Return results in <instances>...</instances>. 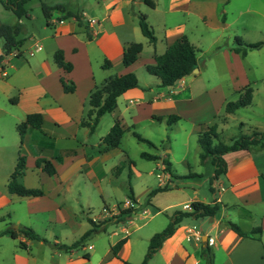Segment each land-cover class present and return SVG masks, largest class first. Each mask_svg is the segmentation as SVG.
Here are the masks:
<instances>
[{"label": "crops", "instance_id": "obj_1", "mask_svg": "<svg viewBox=\"0 0 264 264\" xmlns=\"http://www.w3.org/2000/svg\"><path fill=\"white\" fill-rule=\"evenodd\" d=\"M154 1L155 7L145 0H83L80 9L70 8L67 2H45L51 6L61 4L65 10H53L51 18L46 19L41 36L36 37L30 31V43L26 44L24 38L19 36L24 40L22 46L0 60V101L7 103V106L0 104V118L1 112L5 113L4 118L0 119V212L14 203H26L29 214L41 215L46 222L47 234L39 232L41 237L51 242V245H70L91 228L90 222H85V216L88 220L92 218L99 222L97 219L117 215L121 209H134L124 220L113 224L116 229L109 236H102L107 233L108 226L91 236L88 240L92 239V243L86 246L87 240L79 247L85 250L83 255L77 254L79 248L72 252L53 248V251L41 254L43 261L34 250L43 249L46 241L36 242L20 235L14 240L24 241L26 248L20 246L21 250L15 251L14 263L12 253L11 262L6 264H140L145 258L151 237L163 228L158 227L160 223L156 222V218L166 214V220L161 225L166 226L173 215L168 214V210L182 204L184 211H191L186 205L194 201L219 202L221 211L213 218H184L175 233L163 242L147 264H207L203 255L207 247L211 249L215 264H264V144L224 155L227 172L213 182L210 179L213 196L210 201L201 199L195 189L193 196L180 201L184 195L178 194L180 187L166 172L170 189L156 193L150 200L147 197L143 202L140 201L133 190L134 199L129 196L122 205L113 207L105 203L98 216L92 214L90 201L83 202L91 197H82L81 193L85 189H98L103 193L108 175L114 169L113 157L119 147L105 152L100 149L103 147L102 138L108 134L117 118L126 124L125 114L133 112L136 117L141 107L152 105L153 109L168 117L180 116L173 123L177 124L184 118L179 114L180 105L190 103L195 98L193 87L196 73L201 71L200 63L198 72L184 77L173 86H161L158 80L155 83L157 88L151 86L154 80L142 77L145 79L142 81L138 70L154 64L155 55L163 54L176 37L185 34L191 41L187 31L190 19L207 28L220 29L215 41L222 37L228 27L227 18L222 20L219 6L221 2L230 3L229 0ZM157 11H161V17L154 15ZM67 12H80L85 24L79 25L75 17H67ZM140 14H145L153 27L155 43L143 35L139 24ZM23 19L16 17L13 24L20 22L23 25ZM133 42L143 43V51L134 64L126 67L122 63L123 52ZM38 46L40 50H36ZM57 50H63L65 60L72 63L70 72L55 63L54 54ZM2 54L3 45L0 43V56ZM106 59L112 62L109 68L103 67ZM129 72L136 73L140 86L118 97L117 108L106 113L110 115L107 133L93 139L89 127L81 125L90 109L91 91L106 78ZM61 77L75 83L74 92L63 90ZM161 87H167V90ZM13 98H17V101H13ZM31 113H41L44 124L41 129L30 128L21 145L17 124ZM201 123L195 125L197 133L201 130ZM20 151L27 159L22 183L30 188L42 189L43 196L19 197L8 191L7 184ZM170 151L167 149V153ZM167 156H161L163 170ZM38 158L52 160L57 174L50 176L38 168ZM204 161L211 162V158ZM118 167L119 173L122 166ZM195 174L197 176L194 178L201 177ZM213 175L214 166L211 178ZM80 176L89 178L92 186H75L76 177ZM166 184L164 182L159 186ZM152 190L147 188L146 194L149 195ZM71 199L73 201L70 202ZM128 200L131 205L126 203ZM9 217L10 221L0 217V244L8 238L13 241L10 234H3L7 228L27 226L20 219L13 221L14 217ZM257 218L262 228L261 239L241 237L226 223L231 220L248 232L258 227ZM27 227L34 229L33 225ZM209 237L214 238V243L208 242ZM122 239L125 242L118 256H115L113 246Z\"/></svg>", "mask_w": 264, "mask_h": 264}, {"label": "rangeland", "instance_id": "obj_2", "mask_svg": "<svg viewBox=\"0 0 264 264\" xmlns=\"http://www.w3.org/2000/svg\"><path fill=\"white\" fill-rule=\"evenodd\" d=\"M229 1L230 3L226 4L221 2L219 6V13L221 17L225 15L227 18L228 27L218 41H215V38L219 35L220 29L207 28L202 23L194 22L193 19L188 22L187 31L191 41L197 47L201 71L196 73L197 79L194 81L195 98L190 103L180 105L179 114L184 118L177 124L170 125L167 121L168 115L153 109L152 105L141 107L136 117L133 112L125 114L129 129L120 142L118 153L113 157L114 169L108 175V183L104 184L103 193H100L98 189L91 188L85 189L81 193L82 197L91 196L83 202L90 201L92 214L100 215L105 203L112 207L117 204L122 205L130 196V188L134 190L135 197L140 198V201L143 202L148 197L147 188H157L164 182L169 184L167 173L163 170L162 155H168L166 159L172 163V172L175 174L172 181L180 187L178 194L184 195L180 201L193 196L194 189L201 199L206 198L210 201L213 199L210 190L213 166L210 161H202L200 158L199 132H196L195 125L199 122L210 126L217 125L219 140L216 143L223 142L225 144H231L241 135H249L254 131L264 132V44L258 49L249 50L246 56L232 50L234 47H241L235 40L236 36L245 43L264 42V0ZM45 2H67V5L72 9H80L83 5V0H31L28 8L32 17L23 19V32L20 34L26 44L30 43L32 35L30 31H33L36 37L43 34L46 18L42 4ZM86 5L88 6V2ZM154 15L161 17L162 14L161 11H157ZM15 18V14L0 3V22L13 24ZM0 43L3 45L1 37ZM26 56L28 57V55ZM138 72L142 81L145 79L154 80L155 82L151 86L157 88L155 83L160 80L158 77L148 73L144 67H141ZM248 85L253 88L252 103L237 109L232 114H227L226 104L237 101L242 90ZM161 88L167 90V87ZM0 104L7 106L6 102L0 101ZM4 116L5 113L2 111L0 119ZM109 116L106 114L96 131L90 133L93 139L107 133ZM242 123H244L243 126ZM134 132L147 141L139 140ZM167 149H171V151L167 153ZM144 152L157 155L160 158L157 160L145 159L142 157ZM118 166H122L119 173ZM192 173H198L201 177H183ZM86 185L92 186L89 178L76 177L75 186L85 187ZM71 201L73 200L71 199ZM178 210L184 211L182 204L168 210V214H173ZM8 214L14 217L13 221L20 219L27 226L33 225L34 229L38 230L37 233L47 234V225L44 219L41 218V215L29 214L26 203H14L13 206L2 209L0 217L10 221ZM80 214L83 215V213ZM166 216V214H162L156 218V222L160 223L158 227H163L159 232L168 225L161 226L166 220ZM107 217L97 220L102 223ZM85 222L89 224L86 216ZM142 222L138 221V223ZM256 223L257 226H261L259 218ZM114 229L116 227L113 224L109 225L107 233L102 234L103 238L109 236ZM5 240L0 244V264L11 262L12 253L14 263L15 251L21 250L19 241L14 239L12 241L9 238ZM92 242L93 240L90 239L85 245L88 246ZM48 250L53 251L51 242H46L43 249L35 248L34 252L39 254L38 257L44 261L41 254H46ZM84 252L83 247L77 250L79 255H83Z\"/></svg>", "mask_w": 264, "mask_h": 264}, {"label": "trees", "instance_id": "obj_3", "mask_svg": "<svg viewBox=\"0 0 264 264\" xmlns=\"http://www.w3.org/2000/svg\"><path fill=\"white\" fill-rule=\"evenodd\" d=\"M31 0H0V3L7 9L11 10L18 19L21 18H31V13L28 8V4ZM147 4L155 7L154 0H145ZM42 9L44 16L47 20L51 18L52 12L55 9L64 11L65 7L61 4L48 5L46 3L42 4ZM75 17L79 25H84V20L80 12H67V17ZM222 20L225 21L226 17L223 15ZM139 24L141 31L145 37L151 43L156 42V36L153 27L150 25L148 18L145 14L139 15ZM23 32V25L20 22L15 24H5L0 22V37L3 39V54L0 56V60L9 55L14 50H18L22 44L23 39L19 38L20 34ZM236 42L241 47H234L237 53H242L246 56L249 50L260 48L264 42L257 43H245L241 38L235 37ZM143 43L133 42L129 44L122 56V63L124 66L129 67L134 64L140 57L143 51ZM197 47L191 43L187 35H180L176 37L168 46L167 50L160 55H155V63L148 64L146 70L151 75H154L160 79L161 86H173L179 80L184 77L191 75L194 69L199 67V58L197 55ZM55 63L63 68L66 72H70L73 69L71 62L65 60L63 50H57L54 54ZM112 66V62L108 59L105 60L103 67L109 68ZM61 83L63 90L67 93H72L75 91L76 86L73 81L67 80L65 77H61ZM140 86L138 76L134 72H129L124 75H114L106 78L100 85H96L91 91L89 96L90 109L88 111L87 118L81 121L82 126H87L90 132H94L96 126L98 125L101 117L106 113L112 112L117 108V99L120 95L130 89H134ZM253 99V88L248 85L244 90H242L240 98L237 101L228 102L226 104V113L232 114L237 109L248 106L252 103ZM13 101H17V98H13ZM180 119L178 115H170L168 117V124L172 125ZM44 124V117L41 113H31L28 114L26 119L17 124V130L21 138V145L23 143L24 137L30 128L41 129ZM242 126L244 123L241 124ZM201 130L199 132L198 142L201 147L200 158L204 161L206 158H211L212 165L214 166V175L212 177V182L218 179L220 176L227 172V163L224 159V155L229 152L238 150H248L252 145L264 144V132L254 131L249 135H241L236 138L231 144H225L223 142L216 143L219 140V135L217 133V125H208L206 123L200 124ZM129 129L121 119L117 118L114 125L102 138L103 147L100 149L101 152L108 151L112 148L119 147L120 142ZM135 136L141 141H147L145 138L141 137L138 133L134 132ZM142 157L148 160H157L160 157L147 152L142 153ZM165 168L164 171L168 172L173 178L175 174L172 172V163L170 161L164 160ZM36 166L47 172L50 176H55L57 174L56 167L52 160L47 158H38L36 161ZM27 168V159L22 152H19V157L15 166L14 171L11 173L7 188L11 194L17 195L19 197H40L44 195V192L40 188H30L24 185L21 178L24 176ZM120 168V166L118 167ZM197 174L192 173L189 176L183 177H194ZM177 177V176H176ZM170 189V185L166 184L164 186H158L153 189L149 195L148 199L158 192L167 191ZM130 197H133V190L130 188ZM222 205L219 202L205 203L201 201H194L191 203V211H175L173 215L170 216V221L168 225L160 232L155 233L150 241L147 253L144 260L140 264H147L150 259L154 256L157 250L162 246L163 242L171 237L177 227L180 225L182 220L186 217H210L213 218L221 211ZM133 208L121 209L119 214L112 215L100 222H96L92 218L89 219L91 228L84 233V235L74 243L58 244L52 243L53 248L63 250L65 252H72L75 249L82 246L86 240L91 236L104 230L107 226L119 223L124 220V218L133 212ZM227 225L233 229L241 237H250L255 239H261L262 228L260 226L253 228L251 231H244L237 223L228 220ZM3 234H10L13 239H18L20 235H24L26 238L32 241H46L47 239L41 237L38 233L34 231L31 227L19 226L17 229L11 227L3 231ZM125 240L122 239L118 241L113 246V252L115 256L124 244ZM19 245L22 248H26V243L20 241ZM203 255L207 261V264H215L214 257L209 247L203 250ZM86 257H88L86 255ZM125 264H131L125 262Z\"/></svg>", "mask_w": 264, "mask_h": 264}, {"label": "built area", "instance_id": "obj_4", "mask_svg": "<svg viewBox=\"0 0 264 264\" xmlns=\"http://www.w3.org/2000/svg\"><path fill=\"white\" fill-rule=\"evenodd\" d=\"M40 49H41L40 46H38V47L36 48V50H40ZM126 203H127L128 205H131V202H130L129 200L126 201ZM186 207L191 209V204H187ZM208 242L211 243V244L214 243V238L209 237Z\"/></svg>", "mask_w": 264, "mask_h": 264}, {"label": "water", "instance_id": "obj_5", "mask_svg": "<svg viewBox=\"0 0 264 264\" xmlns=\"http://www.w3.org/2000/svg\"><path fill=\"white\" fill-rule=\"evenodd\" d=\"M195 71H198V68L194 69V72H195ZM15 227H18V226H15Z\"/></svg>", "mask_w": 264, "mask_h": 264}]
</instances>
